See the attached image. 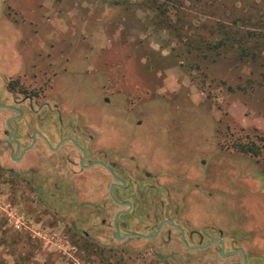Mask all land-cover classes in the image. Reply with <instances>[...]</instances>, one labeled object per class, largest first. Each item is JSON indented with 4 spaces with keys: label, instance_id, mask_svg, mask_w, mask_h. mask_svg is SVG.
I'll use <instances>...</instances> for the list:
<instances>
[{
    "label": "rangeland",
    "instance_id": "obj_1",
    "mask_svg": "<svg viewBox=\"0 0 264 264\" xmlns=\"http://www.w3.org/2000/svg\"><path fill=\"white\" fill-rule=\"evenodd\" d=\"M12 3L39 11L42 43L55 32L57 63L68 59L87 82L80 103L97 104L98 92L126 106L142 126L112 136L150 138L174 172L198 169L201 224L232 228L230 248L264 264V0ZM10 187H0V264H133L85 254L80 226Z\"/></svg>",
    "mask_w": 264,
    "mask_h": 264
},
{
    "label": "flooded vegetation",
    "instance_id": "obj_2",
    "mask_svg": "<svg viewBox=\"0 0 264 264\" xmlns=\"http://www.w3.org/2000/svg\"><path fill=\"white\" fill-rule=\"evenodd\" d=\"M12 1L0 0V187L10 184L26 205L74 233L80 226L87 255L105 249L118 263L128 254L133 264H255L230 248L232 228L201 224L199 170L174 172L150 138L112 136L142 122H127V107L98 92L97 104L80 103L87 82L68 59L57 63L55 32L44 30L42 43L39 11L26 15Z\"/></svg>",
    "mask_w": 264,
    "mask_h": 264
},
{
    "label": "crops",
    "instance_id": "obj_3",
    "mask_svg": "<svg viewBox=\"0 0 264 264\" xmlns=\"http://www.w3.org/2000/svg\"><path fill=\"white\" fill-rule=\"evenodd\" d=\"M72 69V73H76L77 71H75L74 69H73V67L71 68ZM87 69V68H86Z\"/></svg>",
    "mask_w": 264,
    "mask_h": 264
},
{
    "label": "trees",
    "instance_id": "obj_4",
    "mask_svg": "<svg viewBox=\"0 0 264 264\" xmlns=\"http://www.w3.org/2000/svg\"><path fill=\"white\" fill-rule=\"evenodd\" d=\"M206 42V41H205ZM222 42V41H221ZM221 45H223V44H221Z\"/></svg>",
    "mask_w": 264,
    "mask_h": 264
},
{
    "label": "water",
    "instance_id": "obj_5",
    "mask_svg": "<svg viewBox=\"0 0 264 264\" xmlns=\"http://www.w3.org/2000/svg\"><path fill=\"white\" fill-rule=\"evenodd\" d=\"M242 252V251H241Z\"/></svg>",
    "mask_w": 264,
    "mask_h": 264
}]
</instances>
